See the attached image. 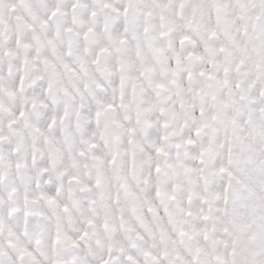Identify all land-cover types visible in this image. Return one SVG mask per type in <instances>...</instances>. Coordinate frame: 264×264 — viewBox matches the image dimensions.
<instances>
[{
  "label": "snow or ice",
  "instance_id": "6c2138e0",
  "mask_svg": "<svg viewBox=\"0 0 264 264\" xmlns=\"http://www.w3.org/2000/svg\"><path fill=\"white\" fill-rule=\"evenodd\" d=\"M0 264H264V0H0Z\"/></svg>",
  "mask_w": 264,
  "mask_h": 264
}]
</instances>
